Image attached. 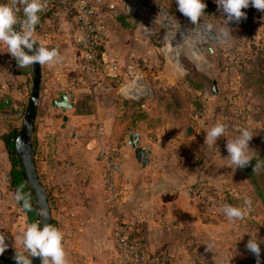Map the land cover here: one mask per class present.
Returning a JSON list of instances; mask_svg holds the SVG:
<instances>
[{"label": "crops", "instance_id": "1", "mask_svg": "<svg viewBox=\"0 0 264 264\" xmlns=\"http://www.w3.org/2000/svg\"><path fill=\"white\" fill-rule=\"evenodd\" d=\"M76 2L41 0L44 7L55 3L57 13L41 33H34L36 47L58 52L53 63L42 64V102L33 143L39 177L54 204L53 224L64 235L67 264H119L112 243L119 228L155 257L172 258L174 264H200L202 259L210 262L214 253L208 243L219 235L215 223L208 219L202 192L216 177H224L222 166L212 162L217 156L208 152L209 146L205 138L196 135V128L182 129L180 123L178 129L168 122L151 131L142 127L127 134L122 108L113 104L119 95L104 90L103 82L149 64L156 49L139 35L133 20L104 8L100 17L107 22V74L84 77L83 53L73 41ZM158 4L172 10L176 5L174 0H160ZM19 6L22 11L23 5ZM176 13L173 15L179 23ZM209 17L218 18L217 10ZM221 22L222 28L230 27L224 19ZM196 25L190 23V30ZM166 67L171 70L164 72V84L171 86L164 96L169 98L168 105L174 106L171 90L177 88L182 68L177 60L167 61ZM29 74L31 65L18 66L0 87V231H5L8 245L0 255V264H16V250L23 251L21 238L28 225L26 214L11 198V162L2 137L14 127H22L32 87ZM70 92L75 95L71 111L64 113L52 107L51 102L61 93ZM143 101L135 105H143ZM134 134L140 137V148L150 152L146 168L130 144ZM114 162L119 163L120 171L111 189L109 171ZM3 177L6 184L1 181Z\"/></svg>", "mask_w": 264, "mask_h": 264}, {"label": "rangeland", "instance_id": "2", "mask_svg": "<svg viewBox=\"0 0 264 264\" xmlns=\"http://www.w3.org/2000/svg\"><path fill=\"white\" fill-rule=\"evenodd\" d=\"M148 2L157 4L160 0ZM204 2L207 5L205 15L197 23L199 28L204 29L200 36L196 37L195 33L189 31L191 21L178 12L176 5L173 10L167 6L172 13L177 11L183 26H188L189 30L184 32L188 45L184 44L181 51L172 49L162 52L156 49L150 55L149 64L139 65L129 74L124 72L114 81L108 79L103 82V87L106 85L104 90L118 93L113 104L122 108L121 118L126 124L127 134L142 130V127L151 131L171 122L177 129L178 123L182 129L192 126L196 128L198 137L205 138L206 130L216 123L226 126L225 136L217 140L216 146H209L208 151L217 156L212 162L216 167L222 166L224 177H216L215 182L202 192L208 219L215 223L219 236L208 243L214 253L209 256L210 262L202 259L200 264H252L254 260L250 259L246 248L251 238L248 233L256 234L258 240H264V201L247 177L252 162L254 167L259 163L256 179L264 190V12L252 6L243 9L247 19L239 23L229 22L227 26L230 25L231 35L224 37L221 32L228 29L221 27V20L226 17L215 0ZM216 10L219 17L211 19V11ZM190 41H193L192 47ZM174 52H177L176 60L182 64V71L176 99H172L176 100L173 106L168 105L169 98L164 96L171 86L164 84V72H170L171 68L166 67V63L172 62L169 54ZM17 64L7 54V47L0 45V87L6 75L18 70ZM29 75L32 81V74ZM214 82L218 84V97L212 94ZM135 88L150 91L151 97L145 99L143 105H135L137 102L130 99ZM42 112H45L44 107ZM241 128H249L254 135L250 141L251 161L243 168H235L226 159V143L238 136ZM1 181L6 184L4 177ZM11 198L16 201L15 195ZM246 200L251 201V207L243 221L231 222L223 215L225 204L245 206ZM222 234H225L224 237ZM0 235H5V231L1 230ZM260 247L263 250L261 260H264V243Z\"/></svg>", "mask_w": 264, "mask_h": 264}, {"label": "clouds", "instance_id": "3", "mask_svg": "<svg viewBox=\"0 0 264 264\" xmlns=\"http://www.w3.org/2000/svg\"><path fill=\"white\" fill-rule=\"evenodd\" d=\"M175 2L178 11L194 25L205 15L204 10L207 5L204 0H175ZM215 3L226 17L224 19L226 26L229 22L239 23L242 19H247L246 12L242 10L249 6L264 12V0H215ZM20 4L23 5V18L20 17ZM43 8L44 5L41 0H19V3L17 0H11V3L0 2V45L7 47V53L11 54L19 67H26L35 63L51 64L58 57V52L55 49L44 46L36 47L34 33L40 22L39 13L43 11ZM17 25H19V30L16 28ZM227 29L228 31L222 30L221 32L224 37L231 35L228 27ZM34 47L37 49L35 54L30 55L25 51V49L31 51ZM226 131L224 124L216 123L206 130L205 144L216 146L217 140L224 137ZM253 136L249 128H241L238 136L227 141L226 151L228 155L226 159L235 168H243L251 161L249 150ZM259 167V163L255 164L254 172ZM15 199L17 202H23L22 207L25 212L31 211L30 202L23 195L21 189L16 191ZM244 205L225 204L222 208L223 215L231 222L243 221L248 215L251 201L246 200ZM248 234L251 238L248 240L246 248L259 258L261 254L260 244L264 243V240H258L256 234L251 232ZM63 240L62 231L55 226L45 224L41 227V222L30 223L22 233L23 251L16 250L15 262L16 264H32L31 257H40L42 264H67ZM7 248L8 245L5 243L4 236L0 235V255H3ZM257 264H259V260Z\"/></svg>", "mask_w": 264, "mask_h": 264}, {"label": "built area", "instance_id": "4", "mask_svg": "<svg viewBox=\"0 0 264 264\" xmlns=\"http://www.w3.org/2000/svg\"><path fill=\"white\" fill-rule=\"evenodd\" d=\"M175 1V0H174ZM176 3V2H175ZM118 6H121L120 10ZM177 6V4H176ZM106 8L110 13H118L135 22L139 35L150 46L162 52L172 49L182 50L186 42L183 26L173 13L163 4H152L148 0H77L73 13L75 28L74 45L83 53L84 77H101L107 74L108 62L105 57L107 46V22L100 17V11ZM197 36L204 31L198 25L189 30ZM193 46V41L189 42ZM179 53V52H178ZM180 67L182 64L179 62ZM106 155H109L106 154ZM120 171L117 162L110 165V187L114 188L115 174ZM112 243L119 255V264H174L172 258L155 257L139 241L132 239L123 228H119L112 237Z\"/></svg>", "mask_w": 264, "mask_h": 264}, {"label": "water", "instance_id": "5", "mask_svg": "<svg viewBox=\"0 0 264 264\" xmlns=\"http://www.w3.org/2000/svg\"><path fill=\"white\" fill-rule=\"evenodd\" d=\"M36 47L31 51L25 49L28 54H35ZM210 53L212 50L209 49ZM171 56V61L176 62V52L169 54ZM32 68V87L29 100L27 103L25 115L22 122V127L16 139V153L19 157L20 164L26 174L28 184L32 190V194L35 199L36 206L40 213L41 227L45 224H51L53 226V213L54 204L50 200L47 189L42 183L36 164L34 161V134L36 130V122L39 116L40 105L42 102V83H43V66L42 64L35 63L31 65ZM147 88L134 89L131 93L130 99L135 102H141L147 98H150L151 94L144 92L143 90ZM214 97L219 96L218 84L214 82L213 92ZM75 95L70 93H61L58 99L51 102L53 108L57 110H62L64 113L71 111L75 106ZM64 122L69 123L67 117L64 118ZM130 144L135 150L136 159L142 164L144 168L150 164V152H146L144 149L140 148V137L138 134H134L130 138ZM11 178V175H10ZM10 178L8 179V184L10 183ZM47 214L46 216L44 214ZM261 248V247H260ZM248 255L252 260H261L263 258V250L261 248V254L257 258L254 254L248 251ZM32 264H41L42 260L40 257H31Z\"/></svg>", "mask_w": 264, "mask_h": 264}, {"label": "trees", "instance_id": "6", "mask_svg": "<svg viewBox=\"0 0 264 264\" xmlns=\"http://www.w3.org/2000/svg\"><path fill=\"white\" fill-rule=\"evenodd\" d=\"M48 7H44L43 11L39 13L40 22L36 26L35 33H41L44 29L45 23L52 19L57 13V6L53 3L51 6L47 4ZM20 17L23 18V12H20ZM126 17V16H125ZM130 19L129 17H126ZM17 30H19V25L16 26ZM264 84V81H262ZM172 96L176 97V89H172ZM176 99V98H175ZM176 100H174V103ZM20 132L18 127L12 128L8 133L4 134L2 137L3 142L6 145L7 151L9 153L10 162H11V180H10V191L15 195L18 189L22 190L23 195L29 200L31 205V211L25 212L22 207V201L17 202L21 210L26 214L28 219V224L33 222H40V213L36 206L34 196L32 194V190L28 184L26 174L20 164L19 157L16 153V139ZM34 161H35V148H34ZM36 164V162H35ZM256 172V171H255ZM254 172V162L248 167L247 177L250 178L253 184L256 186V190H259V195L264 201V190L261 189V186L258 184V180L256 179L257 175ZM264 173V169L262 170V174ZM41 179V178H40ZM54 226V224H53ZM258 260H254L251 263L257 264ZM42 264V263H41ZM259 264H264V260H259Z\"/></svg>", "mask_w": 264, "mask_h": 264}, {"label": "bare ground", "instance_id": "7", "mask_svg": "<svg viewBox=\"0 0 264 264\" xmlns=\"http://www.w3.org/2000/svg\"><path fill=\"white\" fill-rule=\"evenodd\" d=\"M143 91L148 93V89H146V90L144 89Z\"/></svg>", "mask_w": 264, "mask_h": 264}]
</instances>
